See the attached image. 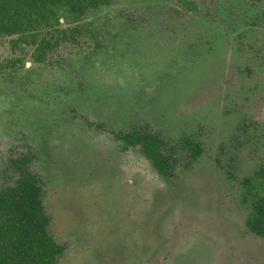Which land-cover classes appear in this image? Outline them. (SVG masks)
Listing matches in <instances>:
<instances>
[{
  "label": "rangeland",
  "instance_id": "obj_1",
  "mask_svg": "<svg viewBox=\"0 0 264 264\" xmlns=\"http://www.w3.org/2000/svg\"><path fill=\"white\" fill-rule=\"evenodd\" d=\"M191 1L109 0L61 65L0 37V188L30 155L61 264H264L239 200L264 159V0ZM244 115L256 128L234 130ZM133 126L175 146L171 175L121 149L112 131ZM185 136L203 145L186 165Z\"/></svg>",
  "mask_w": 264,
  "mask_h": 264
},
{
  "label": "trees",
  "instance_id": "obj_2",
  "mask_svg": "<svg viewBox=\"0 0 264 264\" xmlns=\"http://www.w3.org/2000/svg\"><path fill=\"white\" fill-rule=\"evenodd\" d=\"M108 1L0 0V36H11L9 42L12 46L30 44V58L34 62H48L55 53V62L61 65L67 58L65 53H60L63 51L59 48L61 43L70 42L73 45L79 36L85 35L97 40L91 27L82 25L81 20L86 12ZM178 1L188 8L193 7L191 0ZM60 18L65 26H62ZM112 134L120 141L121 149L138 146L159 174L171 175L177 162L173 155L175 146L166 144L160 134L138 126L115 130ZM181 147L187 150L189 157L184 165L198 158L203 150L201 142L188 136L183 138ZM30 161L28 154L13 157L9 168L17 173L15 183L0 188V264H61L65 244L57 242L46 228L48 216L43 210L42 181L30 169ZM241 182L244 183V191L240 194V201L248 207L245 225L251 232L263 237L264 161H260L252 174ZM141 250L144 253L145 249L141 247ZM215 252H211V256ZM180 257L176 255L170 261L172 264H184ZM121 259L128 264H132L131 260L135 261L131 254Z\"/></svg>",
  "mask_w": 264,
  "mask_h": 264
},
{
  "label": "flooded vegetation",
  "instance_id": "obj_3",
  "mask_svg": "<svg viewBox=\"0 0 264 264\" xmlns=\"http://www.w3.org/2000/svg\"><path fill=\"white\" fill-rule=\"evenodd\" d=\"M107 4V3H106ZM193 8H195V6H194V3H193V7H192V9ZM60 20V22H61V24L62 23H64L63 22V19L62 18H60L59 19ZM65 24V23H64ZM66 25V24H65ZM64 25V26H65ZM63 26V25H62ZM0 37H8V38H10L11 36H0ZM214 38L215 37H213V39L212 40H214ZM196 40V39H195ZM197 43H203L204 42V44H205V42L207 41L206 40V36L204 37H197ZM8 41H9V39H8ZM9 44H10V46H12L11 45V43L9 42ZM18 44H20V43H18ZM17 44V45H18ZM23 45H28L27 43H22ZM61 45H62V43L60 44V46H59V48H62L61 47ZM16 46V45H15ZM29 46H30V44H29ZM12 47H14V46H12ZM30 60V62H32V63H34V64H39V65H45L46 64V62H34V61H32V59L30 58L29 59ZM248 86V88L250 89V90H254V88H255V84H251V83H249V85H247ZM249 128H256V126H254V123H250L249 122V117L247 116V115H244V116H242L241 118H239L238 120H237V122L234 124V130H238V131H242V132H246ZM264 161V159H262L261 160V162H263ZM250 174H252V172L250 173ZM250 174L249 175H245L243 178H242V180L245 178V177H249L250 176ZM241 180V181H242ZM240 181V183H241V186H240V192H239V200H240V194H241V192H243L244 191V183H242ZM241 203H243V202H241ZM245 205V204H244ZM257 235V234H256Z\"/></svg>",
  "mask_w": 264,
  "mask_h": 264
},
{
  "label": "clouds",
  "instance_id": "obj_4",
  "mask_svg": "<svg viewBox=\"0 0 264 264\" xmlns=\"http://www.w3.org/2000/svg\"><path fill=\"white\" fill-rule=\"evenodd\" d=\"M263 237H264V236H263ZM176 255H177V256H179V254H176V253H175V255H174V256H176ZM174 256H173V257H174Z\"/></svg>",
  "mask_w": 264,
  "mask_h": 264
}]
</instances>
